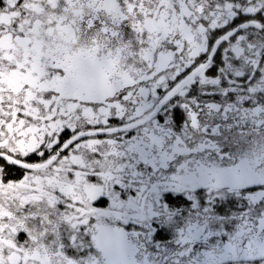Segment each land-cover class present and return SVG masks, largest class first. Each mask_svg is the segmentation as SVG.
<instances>
[{"label": "snow or ice", "instance_id": "6c2138e0", "mask_svg": "<svg viewBox=\"0 0 264 264\" xmlns=\"http://www.w3.org/2000/svg\"><path fill=\"white\" fill-rule=\"evenodd\" d=\"M0 264H264V0H0Z\"/></svg>", "mask_w": 264, "mask_h": 264}]
</instances>
